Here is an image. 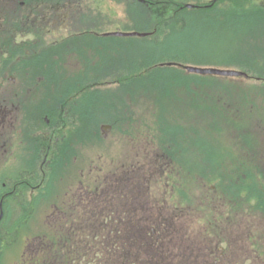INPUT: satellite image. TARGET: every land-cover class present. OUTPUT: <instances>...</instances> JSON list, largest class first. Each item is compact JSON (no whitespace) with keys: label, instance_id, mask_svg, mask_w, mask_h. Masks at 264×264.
<instances>
[{"label":"rangeland","instance_id":"374dc122","mask_svg":"<svg viewBox=\"0 0 264 264\" xmlns=\"http://www.w3.org/2000/svg\"><path fill=\"white\" fill-rule=\"evenodd\" d=\"M131 1L134 2L133 4L136 3V6L146 5L142 3V0L52 1L56 5L53 32L51 35L38 33L44 37L46 34V37L42 45L39 42L34 46L31 45V50L35 48L39 54H44L45 59H53L54 72L69 62L83 64L84 67L85 64L88 65L85 74L88 76L92 72L91 77L80 83L81 86L74 87L73 85L77 83L72 84L71 81H55L54 90L85 87L86 122L91 116L97 118L100 125L117 121L118 129L112 135L108 132L104 136L106 140L97 137L94 130L86 131L84 137L76 138L80 143L76 153L79 152L87 157H79L80 162L74 167L71 165L61 167V161V166L55 164L54 170L48 176L38 169L39 162L32 164L33 168L29 170L38 171L40 181L35 184L39 187L34 190H30L28 186L23 188V205L16 207L13 201L5 204L6 219L0 225V232L4 234V240L6 231L11 232L8 234L10 242L17 240L11 244L1 245L0 264H65V256L62 258L64 252L71 251L74 246L77 248L79 244L86 251L87 264H92L89 261L93 262L94 257L96 261L93 264H113L110 257L113 258L114 245H110L109 242L100 244V241H105L106 236L110 235L113 229L119 231V236H125L124 224L117 226V223H114L118 220L114 221V215L111 216V205H106L105 201L88 199L92 195L87 192L95 188L87 186L86 183L108 182L109 177L118 171L119 158L123 159L118 157L119 155H130L128 160H131L133 155L139 153V156L133 157V160L140 157L144 161L145 156L152 157L153 161L150 163L152 170L158 163L154 157L160 154L157 140L162 137L163 132H166V128L169 130L173 128L172 123L178 124L176 127L182 129L181 134L177 130L179 135L175 138L166 135L165 139L166 155L169 157L178 155L171 159L174 163L173 167L188 171L189 163H193L192 167L195 170L203 169L207 165L205 173L199 171L200 174L202 173L201 177L206 179L210 178V174L217 173L213 171L215 167L221 170V164H225V158L215 157L211 146H202L200 138L205 134H208L209 141L210 135L214 138L220 136L222 142L224 140L218 145L216 151L226 157H239L243 152L245 155L241 157H246L248 148L241 143L239 147L235 145V137L241 142V136L245 133L251 135V140L258 148H264V17L261 16L262 18L251 22L249 19H244V14L228 13L225 11L228 9L225 6V0H173L182 5L178 7L172 5L174 8L171 12L170 25L155 27L157 33L151 37L120 38L121 40L111 37L93 39L94 34H88L90 30L102 33L130 28L145 31L154 29L151 18L158 21L161 10L150 8V11H139L140 9L131 7ZM190 2L196 4L194 8L185 7L184 4ZM249 3L264 5V0H249ZM205 5L210 7V11H202ZM214 5L217 6V10L212 9ZM62 15L67 16L68 19ZM183 17L187 18L189 23L186 22L184 28L176 26ZM205 17L211 20L206 22ZM81 32L87 34L74 38V33ZM62 39L64 46L60 47L57 43L63 41ZM155 40L159 42L156 43ZM51 42L54 44L52 56L44 49ZM73 44L75 46H72ZM63 48L77 54L78 58L71 59L68 55L64 56ZM72 48L74 51L71 50ZM62 57H64V63L61 61ZM59 59L61 64L58 63ZM162 62L180 64L175 67H163L166 70L159 71L158 74L156 69L159 66L158 68L149 66V64L160 65ZM181 64L241 70L248 72L249 75L247 77L197 76L186 72L183 67H180ZM71 99L76 100V98ZM217 101L227 107L214 106L213 109L212 104L215 105ZM77 105L78 102L75 107ZM249 105L255 108L246 110L245 107ZM116 106H132L133 110L124 113L121 110L115 112ZM198 110L203 112L208 110L214 115L209 117V121L202 122ZM196 112H198V122L194 119ZM128 113L133 115V118L128 117ZM121 114L122 119L119 120ZM255 116L261 118L258 121L260 126L255 127L251 124L247 126L246 121H251L250 118ZM163 118L167 120V123ZM206 124L214 127L212 133L207 129L202 134L192 137L193 127L196 128L195 134H197L196 132ZM132 125L133 130L128 135H124L123 130ZM253 132L254 135H252ZM128 139L133 143L127 142ZM143 142L146 143V147L140 144ZM254 152L255 156L260 157V154ZM184 159L189 161L185 165ZM93 163L104 167L103 170L91 171L89 167ZM30 164L31 162L25 158L17 160L13 158L12 162L7 163L5 170L0 169V186L1 181L7 180L4 176L14 178L19 172L31 166ZM142 164L141 161L139 165L142 166ZM253 165L251 164L253 173L261 177L256 171L257 164L255 167ZM79 166H81L80 171H78ZM136 169L137 167L133 166L134 172ZM223 170L228 171L226 167ZM50 180L55 181V184L51 186ZM248 180L250 178L246 176L245 182ZM217 184L222 185L220 179L217 180ZM261 185H264V180ZM68 190H71L69 193L74 194L76 199L82 191L86 192L85 200L83 199L82 203L79 202L83 212L81 218L84 221L83 226L80 227L78 223L65 226L62 233V230L59 229V231L56 226L47 228L44 219L47 214L50 217L54 213L49 203L64 196ZM202 191L203 193H198L197 197L195 194V201L186 204L183 209L185 212L183 214H186L187 218V223L183 225L184 237L191 236V239L196 241V245L201 247L209 244L208 235L202 232L203 224L201 223L204 220L202 211L210 205L215 195L210 191V184L203 187ZM221 196V192L216 194L218 201ZM261 200H263L262 197ZM256 207L255 212L254 203L246 201L244 206L246 217L243 218V212L239 217L240 221H245L243 243L245 252L243 255L236 254V257L239 256L244 263L246 262L245 264H264V257L259 260L258 257H253L252 252H249L252 250V236L257 233L264 235V206L262 208L257 203ZM191 210L194 211L195 216ZM233 229L237 228L233 227ZM65 231L72 235L66 234ZM217 232L223 235L221 228ZM57 233L65 235L68 240L72 238V241L70 239L67 242L68 240L61 237L51 247L55 250L52 261L47 260L38 252L40 251L38 246L41 243L39 237L41 235L44 240H49V237L55 240ZM184 243L187 245V241ZM123 245H125L124 241ZM262 245L264 249V242ZM43 247L45 248L44 245ZM51 248L47 246V249L52 251ZM97 250L105 251L106 256L103 262H99L102 258L99 255L96 256ZM25 251L26 256L23 257ZM58 254L61 255L58 256ZM188 257L190 259V254ZM124 262L125 259L121 258L118 264H125ZM71 264L77 263L73 260Z\"/></svg>","mask_w":264,"mask_h":264},{"label":"flooded vegetation","instance_id":"af4514ba","mask_svg":"<svg viewBox=\"0 0 264 264\" xmlns=\"http://www.w3.org/2000/svg\"><path fill=\"white\" fill-rule=\"evenodd\" d=\"M54 17L50 3L48 1L46 3L45 0H0V169L5 170L7 163L12 162L13 158L15 160L25 158L31 162V166L19 172L14 178L4 176L7 180L1 181L0 200L4 203L13 201L16 207L24 204L22 198L24 187L28 186L30 190L39 187L35 184L40 181L38 171L29 170L33 168L32 164L39 162L38 169L48 176L54 170L55 164L61 166V161V167L70 165L74 167L80 162L79 157H87L79 152L76 153L80 146L76 138L84 137L86 131L94 130L97 137L106 140L104 136L108 132L112 135L118 129L117 121L100 125L97 118L91 116L92 118L90 117L86 122L85 88L54 90L55 81H71L78 83L79 86L81 82L89 79L91 75L87 76L83 72L82 65L69 62L54 72L53 59H45L44 54H39L35 48L31 50V45L34 46L37 42L42 45L46 37V34L44 37L38 33L51 35ZM41 24L43 25L40 26ZM63 42L64 40L57 45L62 47ZM52 45L53 42L44 48L51 56ZM71 53L65 51L63 55H68L71 59L78 58L77 54ZM61 59L58 63L60 60L64 63V57ZM70 67L73 68L72 71ZM77 102L78 105L75 107ZM114 110L115 112L121 110L124 113L132 111L133 108L116 106ZM122 114L119 120L122 119ZM128 117L133 118V115L128 113ZM133 128V125L125 128L124 135H128ZM174 133V136L169 135V137L175 138L179 135L176 129ZM166 135L167 131L157 140L160 154L154 157L158 163L152 170L150 165L153 161L152 157L145 156V162L140 157L133 160V157L139 156V153L133 155L131 160H128L130 155H119L118 157L123 159L119 158L118 171L109 177L108 182L86 183L87 186L95 188L87 192L92 195L88 199L105 201L106 205H111V216L114 215V221L118 220L114 223H117V226L124 224L125 236H119V231L113 229V232L106 236L105 241H100V244L109 242L110 245H114L113 258L110 257L113 264H118L121 258L125 259V264H224L225 262L245 264L246 262L244 263L239 256L236 257V254L243 255L245 252L243 247L245 221L239 219L241 212L243 218L246 217L244 184L240 182V175L243 177L245 172L243 161H238V170L233 169L234 165L227 164L228 178L237 175L239 179L237 185L229 180L226 182L220 201L216 198V194L220 192L218 188L210 187V191L215 195L210 205L202 211L204 220L201 223L202 232L208 235L209 244L201 247L196 245V241H193L191 236L185 238L183 232V225L187 223L186 214H183L185 205L195 201V194L197 197L198 193H203L196 184L197 170L193 169V163L187 166L188 171L173 167L174 163L171 159L178 155H172L173 157L166 155ZM140 144L146 147V143ZM186 159L184 165L189 162ZM226 160L234 161L231 157H227ZM141 161L142 166L139 165ZM133 166L137 167L136 172L133 171ZM103 168L94 163L89 167L91 171H102ZM80 170L81 166L78 167V171ZM50 183L52 186L55 181L50 180ZM69 191L71 190L57 198L55 202L49 203L54 213L50 217L47 214L44 219L47 228L56 226L64 233L65 226L69 224L78 223L79 227L83 226L84 219L81 218L83 212L79 202L85 200L86 192L82 191L76 199ZM192 212L195 216L194 211ZM219 228L223 230V235L217 232ZM65 233L72 235L67 231ZM56 235L55 240L49 237L50 248L61 237L68 240V237L61 233ZM252 237V250L249 252H252L253 257L256 256L261 260L264 257V249H262L264 235L257 233ZM70 239L72 241V238H69L67 242ZM123 241L125 245L122 246ZM186 241L187 245L184 243ZM52 251L38 252L45 253L44 257L52 261L55 255V251ZM30 254L33 256L32 252ZM95 254L102 258L99 262L105 260L104 250H97ZM62 258L65 259V264H71L73 260L77 264H87L88 261L86 251L80 244L77 248L74 246L71 251H65ZM95 258L93 262L96 261ZM89 262L93 264L92 261Z\"/></svg>","mask_w":264,"mask_h":264},{"label":"trees","instance_id":"16d2710c","mask_svg":"<svg viewBox=\"0 0 264 264\" xmlns=\"http://www.w3.org/2000/svg\"><path fill=\"white\" fill-rule=\"evenodd\" d=\"M147 1L148 2L149 1H155L157 5L160 4V7H158L159 8L158 10L159 11L161 10L160 11L161 15H160L159 20L157 21L156 19L151 18V22H153L154 29H155V27L156 28L161 27V25H166V26L170 25V22H171L170 21V17L172 16L171 9L174 8V7L172 8V5L173 6H177V7L181 5L180 3L174 2V1H179V0H174V1L173 0H147ZM132 2L133 1H131V7H135L138 10L140 9L139 11H143V12L144 11H150V7H148L146 5L144 6L143 4H141L139 6H136L135 5L136 3L133 4L134 2L133 3ZM225 2H226L225 6L228 7V9L225 10L226 12H228V13H236V14H239V15L244 14V16H243L244 19H249L251 22L256 21L257 18H262L261 16L264 17V5L250 4L249 0H225ZM212 9L217 10V6H215V5L212 6ZM202 11H210V7L209 6L205 7V9H203ZM184 18L185 17H183L176 26H180V27L184 28L186 26V22H188V19L187 18L184 19ZM205 19H206V22L211 20L208 17H205ZM236 24H237V22H236ZM154 29H150V31H152ZM179 30L181 31L182 29H179ZM156 33L157 32H154L153 35H155ZM155 41H156V43L159 42L157 40H155ZM175 57L176 56L174 55V58ZM153 65L154 64H149L150 67H152ZM165 70L166 69H164L163 67H159L158 69H156V73L158 74L159 71H165ZM212 106H213V109H214V106H217V107H220V108L227 107V105H223L221 102H218V101L215 103V105L212 104ZM245 108H247L246 110H251V109H253L255 107H252V106L249 105V107H245ZM200 111H201L200 115H199L200 118H202V117L208 118V117H211V116L214 115L213 112L208 111V110H207V112L206 111L203 112V110H200ZM206 126H209L210 128H207ZM207 129L209 130V132L212 133V131L214 130V127L206 124L205 127H201L200 130H198L197 132L198 133L200 132V134H202L203 131H207ZM200 140L202 142V146L203 147H208V145H209V143L211 141V138H210V141H209L208 134H205V136L200 138ZM244 142L246 144V146H244V147L250 148V151H251L252 150V146L255 145L253 140H251V137H246L244 139ZM211 146H212V144H211ZM248 170H251V169L248 168ZM251 176H253V171L248 174V177H251ZM223 178H224L225 181L228 180V178H226L224 176H223ZM253 179H255L254 176H253ZM246 183L248 184L249 182L246 181ZM260 192H261L260 200H261V197H262L263 200H261V202L264 203V191L260 190ZM52 250H54V249H52ZM40 251H48V249L45 246V248L43 247L42 249H40ZM41 255L45 256V253L41 254ZM60 255L61 254H58V256H60Z\"/></svg>","mask_w":264,"mask_h":264},{"label":"water","instance_id":"95a60500","mask_svg":"<svg viewBox=\"0 0 264 264\" xmlns=\"http://www.w3.org/2000/svg\"><path fill=\"white\" fill-rule=\"evenodd\" d=\"M187 7H193L192 5L188 4ZM148 32H121V31H114L106 33L105 35H113V36H140L144 37L147 36ZM186 69L189 72H194L198 74H216L222 76H245L246 73L237 70H227V69H219V68H208V67H197V66H186Z\"/></svg>","mask_w":264,"mask_h":264}]
</instances>
